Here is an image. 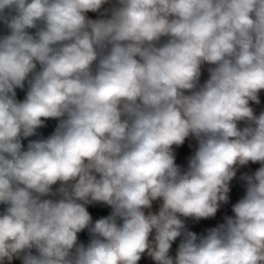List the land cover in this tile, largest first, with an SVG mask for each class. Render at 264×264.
<instances>
[{
	"label": "clouds",
	"instance_id": "obj_1",
	"mask_svg": "<svg viewBox=\"0 0 264 264\" xmlns=\"http://www.w3.org/2000/svg\"><path fill=\"white\" fill-rule=\"evenodd\" d=\"M262 93L264 0H0V264H264Z\"/></svg>",
	"mask_w": 264,
	"mask_h": 264
},
{
	"label": "crops",
	"instance_id": "obj_2",
	"mask_svg": "<svg viewBox=\"0 0 264 264\" xmlns=\"http://www.w3.org/2000/svg\"><path fill=\"white\" fill-rule=\"evenodd\" d=\"M90 15H93V14H90ZM206 78H207V72L205 70L204 75L202 76V80L206 79ZM18 94L22 98L23 93H18ZM256 107H257V111L264 109V93L261 94V105L256 106ZM55 125H56L55 121H49L47 123V127L40 130L41 135L44 137H46L47 135H50L51 132L54 130ZM192 150H193L192 148H189L187 146V142H186V145L177 149L178 163H182V164L186 165V162H187L186 158L188 155L191 154ZM256 167H258V165L251 166L252 170H254ZM242 195H243L242 183L239 181L234 182L233 192L230 194V203L228 205L222 206V208L220 209V211H218L217 216L215 218L210 219V220H206V221H200L199 223L191 222L190 227L193 230H196L198 232H204L209 227H215L219 223H223L225 216L232 215L231 204L235 203ZM93 212H94V215L97 214V210L94 209Z\"/></svg>",
	"mask_w": 264,
	"mask_h": 264
}]
</instances>
